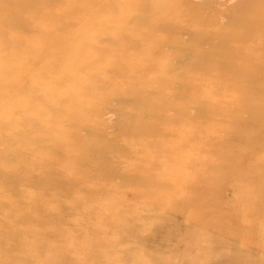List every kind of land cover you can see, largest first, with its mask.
Here are the masks:
<instances>
[{
	"label": "rangeland",
	"instance_id": "374dc122",
	"mask_svg": "<svg viewBox=\"0 0 264 264\" xmlns=\"http://www.w3.org/2000/svg\"><path fill=\"white\" fill-rule=\"evenodd\" d=\"M65 2L0 0L8 69L55 59L0 113V264H264V0Z\"/></svg>",
	"mask_w": 264,
	"mask_h": 264
},
{
	"label": "bare ground",
	"instance_id": "6f19581e",
	"mask_svg": "<svg viewBox=\"0 0 264 264\" xmlns=\"http://www.w3.org/2000/svg\"><path fill=\"white\" fill-rule=\"evenodd\" d=\"M65 1V0H64ZM75 0H66V2L64 3V6H66L68 9H73L76 5H78V7L76 6V14L81 15L85 9L91 7V5L93 4L94 0H91L90 3L89 2H83L78 4V0H76V3H74ZM123 4H126L127 1H123ZM40 11H36L34 12V16L38 15ZM51 13V12H50ZM94 14V13H93ZM95 15V14H94ZM96 16V15H95ZM38 18V16H37ZM69 22H74V18H68L67 19ZM84 21V20H83ZM37 22H39L37 20ZM86 22V21H84ZM89 28L90 26L87 25L86 23H82L78 28H76V31L80 32L81 34H83L84 28ZM5 27H3L2 25H0V30L4 29ZM45 31H50L51 27L47 25H45ZM29 37L31 36H27L24 37L23 40L26 41L27 39L29 40ZM45 35H43V38L41 40H29L28 41V47H33L32 49L36 52V53H40V54H45L47 53V50L49 49L46 46V40H45ZM83 39L79 38V37H75L72 41L70 40L68 45H66L65 47L62 46V49H56V47H58L60 45V40H57L58 42H56L53 45V48H55L57 51L62 50L61 53H68V54H72V58L66 62V64L62 67H59V69L56 70L55 75L57 80L59 81L61 79V77L65 74L64 72H67L66 69L67 67H69L71 65V63L73 62H83V64L87 63L89 61V59H91V57L93 55H95L96 53L93 52V50L91 49L94 46V43H92L91 41H93V37L89 36L88 38L84 36H82ZM126 49V48H124ZM120 47V52H114L111 54V52L109 53L110 58H113L115 61H117V58H121L119 63H121L122 59L126 60L125 58L128 56V54H124L123 50ZM84 50V51H83ZM80 51H83L81 54L79 55H83L84 56V61L79 57L76 56L78 55V53ZM9 52V51H8ZM116 53V54H115ZM9 53H7V51L4 49L2 52H0V86L4 85V87L1 89V91L5 92V99L7 101L6 103V110L5 111H0L1 114H4V112H7L9 114H12V112L18 111L17 109H21V107H19L18 102L14 101L13 99H19L21 97V93L20 92H10L9 89V85L11 83V81L13 82V84L16 86V82L18 80L20 81H26L27 78L24 75V71H26V73L29 75V85L28 86H35L38 87L40 86V83H42V81L40 80V74L43 70V66H46L48 69L49 65L54 64L55 65V59H47V64L45 63L43 66H41V69L39 66L37 67H31L29 65H22L19 66L17 68L14 69H8V66H6L4 60L7 58V55ZM23 52H19L16 51L15 55L18 57L23 56ZM181 60V59H180ZM53 65V66H54ZM50 67L49 69L53 68ZM71 68V66H70ZM172 69V68H171ZM75 71H71V75L73 76L75 73ZM73 73V74H72ZM53 92V90H51ZM46 95V94H44ZM2 103V102H1ZM16 109V110H13ZM251 142V141H250ZM112 160V159H111ZM64 172V171H63Z\"/></svg>",
	"mask_w": 264,
	"mask_h": 264
}]
</instances>
